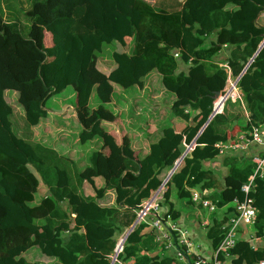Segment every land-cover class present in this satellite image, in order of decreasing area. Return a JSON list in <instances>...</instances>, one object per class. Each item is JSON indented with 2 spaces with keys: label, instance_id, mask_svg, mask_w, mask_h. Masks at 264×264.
Wrapping results in <instances>:
<instances>
[{
  "label": "trees",
  "instance_id": "obj_1",
  "mask_svg": "<svg viewBox=\"0 0 264 264\" xmlns=\"http://www.w3.org/2000/svg\"><path fill=\"white\" fill-rule=\"evenodd\" d=\"M111 42L127 49L112 50L113 65L103 72L96 66V52ZM223 46L229 47L228 55L220 62L236 78L240 99H226L222 111L209 116L214 92L227 76L213 59ZM153 71L173 95L169 112L175 121L162 124L147 153L138 156L125 139L116 144L104 136L116 116L103 101L118 87L142 88ZM66 86L74 91L78 143L96 136L111 151L104 156L97 148L89 150L88 163L72 174L70 158L31 136V127L47 114L45 101ZM6 89L16 93L22 112L6 100ZM93 90L101 101L89 108ZM227 103L234 112H227ZM177 122L183 123L179 129ZM251 124H264V0H0V264H108L117 234L134 223L139 203L164 178L158 215L162 205L161 216L171 219L212 213L205 235L213 250L226 220L215 213L224 205L230 211L233 198L251 199L255 217L244 226L251 236H261L264 170L255 172L251 188L243 191L242 183L255 169L252 157L219 158L213 144L236 139ZM99 173L105 182L94 187ZM82 182L94 193L80 192ZM194 187L209 191L212 211L191 199ZM110 193L112 201L101 204ZM144 221L133 224L118 258L124 264H182L139 253L155 245L151 234L141 232ZM31 250L42 258L29 260ZM226 253L235 256L232 264L264 260L263 247L239 237Z\"/></svg>",
  "mask_w": 264,
  "mask_h": 264
},
{
  "label": "rangeland",
  "instance_id": "obj_2",
  "mask_svg": "<svg viewBox=\"0 0 264 264\" xmlns=\"http://www.w3.org/2000/svg\"><path fill=\"white\" fill-rule=\"evenodd\" d=\"M252 10V12L256 11L255 8ZM18 19L22 23L26 22L23 16H19ZM47 38L48 34L44 32L43 41L45 44H47ZM125 48L127 49V47H123L116 42L103 43L101 50L96 52V66L103 72H107L113 65L110 52L112 50H125ZM4 95L6 100L11 102L18 112H22V107L16 102V93L13 90L6 89ZM172 99V93L162 87L156 71H153L149 77L144 78L142 88L131 86L111 90L108 93V100L103 102L115 114L116 121L114 124L110 123L106 126L105 131L108 134L105 133L104 136L109 139L112 138L113 142L117 144L118 135L121 132L119 128L128 133L143 126L147 133H151V130H156L162 124L172 123L175 120V117L170 115L169 112V104ZM100 101L93 90L89 97L88 107H94ZM44 107L47 114L39 118L38 123L31 127V136L39 143L49 146L54 152L70 158L72 162L69 163L68 169L72 174L88 163V151L97 147L96 136L84 143H78L77 136L80 125L74 118V91L71 86H66L60 92L52 93L45 101ZM149 138L152 137L149 135ZM104 150L101 151L104 156L111 152L109 147ZM117 155V153L114 154L115 160L118 159ZM114 166L116 167L115 162ZM109 173H112V171H109ZM39 189L41 190V188ZM79 190L82 192V186L79 187ZM37 194H40V192ZM37 194H34L35 198ZM27 257L32 261L42 258L35 250L29 251Z\"/></svg>",
  "mask_w": 264,
  "mask_h": 264
},
{
  "label": "built area",
  "instance_id": "obj_3",
  "mask_svg": "<svg viewBox=\"0 0 264 264\" xmlns=\"http://www.w3.org/2000/svg\"><path fill=\"white\" fill-rule=\"evenodd\" d=\"M174 57L178 56V51L173 50ZM220 65L223 66L227 71V76L225 78V83L222 89L217 93L212 101L211 112L209 116H212L215 113L222 111L223 104L226 99H240V93L236 88V80L231 78L228 75V67L226 62H220ZM253 142L258 144L261 147L262 154H254L252 160L255 162L254 172L247 178L245 182L242 183L241 189L247 191L252 186V178L255 172L261 174L264 170V124H251L249 128L237 135L236 139L225 138L223 140H217L213 144L218 148V153H222L226 150L234 149H244L245 146ZM190 145L186 144L184 154L190 149ZM166 180L164 178L161 184L145 199H143L139 206L136 209V215L134 223L139 222L140 220H148L152 229L157 232V237L160 239L170 240V235L174 232H177L178 239L175 243V260L181 261L184 264H222L221 259L215 256L217 251L223 252L226 255V250L233 246L236 240L237 228L240 224H247L253 222L255 217V209L251 204V199L245 197L243 199L233 198L231 200V210L229 211L226 220L223 222L221 229L222 235L216 245L215 250L211 256L198 255L190 256L187 259L189 254L188 250V238L183 229H180L173 221H163L158 215V199L160 197L163 183ZM191 199L195 202H198L202 207L206 208L207 211H212L215 207L211 201L198 191H192ZM149 216V217H148ZM130 224L122 232H119L116 236L112 252L108 254L109 263L108 264H124L125 262L121 261L118 258V253L122 251L123 244L127 233L131 230L133 224ZM260 238H264V228L262 230ZM257 264H264V260H259Z\"/></svg>",
  "mask_w": 264,
  "mask_h": 264
},
{
  "label": "crops",
  "instance_id": "obj_4",
  "mask_svg": "<svg viewBox=\"0 0 264 264\" xmlns=\"http://www.w3.org/2000/svg\"><path fill=\"white\" fill-rule=\"evenodd\" d=\"M48 34V33H47ZM49 36L47 38V44H49ZM228 46H223L218 53L220 54H214L213 59L219 60L218 64H220L221 60H224L226 56L228 55ZM181 61V62H180ZM179 68L180 69H185L186 64L184 61L179 60ZM227 112H234L235 107L231 103H227ZM116 119V118H115ZM116 120L112 121L111 124H114ZM175 121V120H174ZM178 124L175 126L176 129H179L182 127L183 123L182 122H177ZM159 128L157 127L156 130H151V133H147L144 129L143 126L138 127V130L133 129L130 132H126L122 130V128H119L120 134L118 135V141H123V139L126 140L127 145L129 147V150L132 153L137 154L138 156H143L145 153L148 151V144L151 140H154L158 137L159 134ZM114 133V132H113ZM125 135V137H123ZM149 135L152 138H149ZM238 135V134H237ZM97 137L95 138V142H97V149L99 151H105L104 149L107 148L105 145H101V141H96ZM117 141V142H118ZM99 145V146H98ZM261 150L260 146L250 142L247 144V147L244 149H234V150H227L223 153H219L217 157H221L224 154H231V155H237V156H253L254 154H257ZM243 151V152H241ZM221 172L226 171L225 166H221L219 168ZM104 175L103 174H98L93 178V185L94 187H98L104 184ZM85 183V184H83ZM82 192L83 194H88L91 195L94 193L92 185H90L88 182H82ZM194 191L201 192L203 195L207 197L209 194V191L206 189H199L198 187H194ZM173 203L175 204V200L171 198ZM112 201V195H108L105 198H102L100 200L101 204H109ZM195 203V202H194ZM196 204V203H195ZM166 208L165 206L162 205L161 209H159V214H165ZM229 213V210L225 211V205L222 206L221 208H218L216 213L219 217L224 216L225 219ZM212 213H204L203 211L200 213L199 218L195 219L192 217H187L183 213H181L177 218L171 219L168 217V215L161 216L163 221L169 222L173 221L180 229H183L185 231V234L188 238V250H189V256H198V255H206V256H211L213 254V249L211 247L210 239H208L205 235V231L207 229V226L209 225L211 219L210 217ZM117 233V230H115ZM142 233L146 234H151L153 237V240L155 241V245L149 249H144L140 248L139 253L143 254H150V256H153L154 258H160L163 256H168L173 259H175V243L174 241L177 242L178 239V234L177 232H174L173 234L170 235V240L168 241L167 239H160L158 238L157 232H155L154 229L151 228L148 220H145L143 222V227L141 230ZM66 232H64L65 234ZM67 236V235H66ZM172 236H175V239H173ZM244 238L247 239L248 242L253 246H259L264 248V238L260 237H253L251 234L248 232L246 226L244 224H240L237 228V233H236V238ZM235 258L234 255L231 254H226L223 255V258L221 259L222 264H232V259ZM178 261V260H177ZM181 262V261H179ZM184 264L183 262H181ZM242 264V262L240 263Z\"/></svg>",
  "mask_w": 264,
  "mask_h": 264
},
{
  "label": "water",
  "instance_id": "obj_5",
  "mask_svg": "<svg viewBox=\"0 0 264 264\" xmlns=\"http://www.w3.org/2000/svg\"><path fill=\"white\" fill-rule=\"evenodd\" d=\"M254 53H255V52H254ZM250 59H251V58H250ZM250 59L248 60V62L250 61ZM248 62L245 64V66L248 64ZM245 66H244V67H245ZM235 80H236V78H235ZM217 93H218V91L214 92V95H213V96H216ZM183 154H184V151H183L182 154L177 158V160L174 162V164L172 165V167L169 169L167 175H169V173H171L172 170L177 166V164L180 162L181 157L183 156Z\"/></svg>",
  "mask_w": 264,
  "mask_h": 264
}]
</instances>
